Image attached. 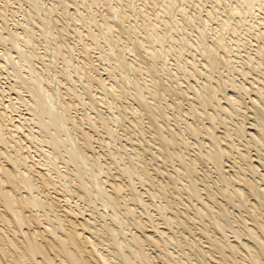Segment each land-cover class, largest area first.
Returning a JSON list of instances; mask_svg holds the SVG:
<instances>
[{"label": "bare ground", "instance_id": "1", "mask_svg": "<svg viewBox=\"0 0 264 264\" xmlns=\"http://www.w3.org/2000/svg\"><path fill=\"white\" fill-rule=\"evenodd\" d=\"M26 1L32 4L31 8H37L34 12L37 19L25 10L21 14L22 19L17 20L9 8L13 0H0V264H264V159L251 154L252 149L256 154H262L264 150V147L261 148L264 146V78L257 76L260 72L264 76V47L257 45L253 58L251 55L242 56L233 48V45L247 46L250 40L244 41L245 37H240L243 41L228 37L230 42H226L222 30L231 23V19L227 20L231 18L227 11L230 9L225 10L229 18H225L224 22L219 21L223 23L222 27L213 33L208 28L210 19L202 18L200 14L186 15L187 7L180 5L182 0L181 3L180 0L176 3L167 0L171 3L167 8L174 12L180 10L184 17H181V22H171L175 23L171 26L160 21L166 26H163L166 30L162 32L158 25L160 14L151 12L153 9L143 10L142 7V10L136 11L133 0H128L129 3L124 5L111 6L110 11L106 12L115 20L112 18L109 21L103 17L102 22L98 21L99 13L94 8L110 0H81L85 15L75 0H56L54 6L49 3L51 8H45L42 0ZM157 1L149 3L151 8ZM242 2L246 9L234 6L232 8L235 9L231 10V15L240 16L238 23L241 26L256 7L264 10V0ZM236 4L240 5V2ZM72 7H75L73 13L70 11ZM58 11L65 19L64 23L60 18L64 23L61 28L56 26L58 23L55 24L53 17V13L57 14ZM212 13L208 11L207 16L213 17ZM10 17L13 19L9 20ZM132 18L136 23L130 22ZM184 21L185 25L196 23V44L189 46L194 50L203 46V59L187 58L181 64L177 58L174 66L178 72L173 76V72L167 68V58L177 51L183 53L188 47L183 43L188 41L185 35L186 41L181 37L183 46L178 41L179 47L178 44L175 47L177 39L172 37L174 35L169 36V33L177 30L176 27L182 26ZM255 22L257 26H252L256 30L252 39L258 42L263 38L264 32L260 28L264 25V18ZM78 23L88 29L85 37L96 45L84 44L78 51L85 59L82 67L75 65V47L66 39L72 34L81 37ZM34 24H42L43 32L39 36L45 41L52 40V48L49 42V47L36 48L38 38ZM92 27L98 28L100 33L95 35ZM115 28L119 31L116 35L119 39L113 41L114 46L111 43L110 55L120 64L122 72L126 70L121 78L134 87L135 92L131 97L138 103L139 109L123 106V100L127 102L126 95L131 91L124 96L123 89H120L122 85L119 87L121 81L118 82L114 75L115 82L107 81L109 85L106 79L93 75L97 70L91 59V51H99L100 47L105 46L98 42L100 38L107 43L109 40L112 42ZM235 29L234 33L238 35L239 30ZM137 30H143L142 38L131 35ZM210 31L213 33L211 45L205 44ZM108 34L111 35L109 38ZM123 34L128 35L124 39L128 37L126 41L132 43L128 50L135 54L137 66L133 64L135 61L129 64L125 60L127 57L123 52L130 45H121L123 39L120 41L119 36ZM83 37L79 40L82 41ZM146 43L150 46H146ZM102 54L96 56L97 59L110 60V55L104 57L106 55ZM48 57L50 60L46 59ZM35 59L41 61V66H36ZM157 59L160 63L155 62ZM59 61L60 67L64 65L60 73L64 79L58 74L55 76L65 83L58 77L53 80L52 73L51 78L45 77L50 70L53 72L51 67L53 64L57 66ZM223 68L228 72L226 80L220 75ZM110 70L105 71L113 77ZM127 71L136 76L131 80ZM236 74L241 76L242 82L237 80ZM76 75L84 81L79 80L84 83L81 85L87 92L85 95V91H77L73 80ZM147 78L150 85L146 82ZM201 78H205V81H200ZM97 82L104 92L101 93L103 97L93 93ZM122 84L124 86L125 81ZM11 91L15 93V98H12ZM109 91L117 92L116 100L118 104L122 103L121 106H114L120 116L114 121L111 119V124L114 122L120 126L129 112L137 116L131 120L135 128L144 126L140 122L142 118H147L151 138L147 139V131L139 129L141 138L139 141L136 139L142 151L136 148L134 152H126L122 143L120 146H124V152L118 146L114 150L110 147V141L114 139L116 143L119 134L115 136L116 131L110 126V116L98 111L100 104L111 109ZM80 107L92 110V113L97 110V113L94 112L97 116L93 118L88 112L80 116L81 113L77 114ZM101 128L108 142L102 137V140L95 138L93 132L98 134ZM190 139H194L193 142ZM95 141L108 146L106 156L110 163L105 161V153L97 151ZM146 152L151 153L148 159L145 158ZM159 159L166 168H173L165 170L172 183L165 181V177L160 176V179L151 171V166H154L159 175L164 173L158 165ZM134 176L148 183L146 191L136 189ZM126 179L129 180L127 186L123 181ZM156 199H162L166 204L158 205L156 201L154 203ZM150 207L156 208V216L150 212ZM182 244L188 252L184 251Z\"/></svg>", "mask_w": 264, "mask_h": 264}, {"label": "rangeland", "instance_id": "2", "mask_svg": "<svg viewBox=\"0 0 264 264\" xmlns=\"http://www.w3.org/2000/svg\"><path fill=\"white\" fill-rule=\"evenodd\" d=\"M12 1V0H11ZM15 1V3H13ZM21 1H22V3H21ZM13 0V2L10 4V10L12 9V12L14 13V16H16V18H17V20H21L22 19V15L21 14H23V12H25V10H28V13L30 12V13H32L31 15H33V16H35V18L37 19L38 18V16H36L35 15V11H36V9L37 8H31L30 6H32V4L30 5L26 0ZM27 3H26V2ZM118 1H119V3H118ZM130 2H131V0H129ZM129 1L128 0H123V1H121V0H110V2H106V3H104V1L102 2V4H100V6H95V11L96 10H98V11H96V13L100 16V13H102V15L99 17L98 15H97V18H98V21H103L104 19H103V17H107V19L110 21V20H115V18H111L110 17V13H108L110 10V7L111 6H116V5H124L125 3H129ZM137 0H133V2H134V4H135V8L137 9H134V10H136V11H140V10H142V8H143V10H149V9H153L151 12H155V13H158L157 15H159L158 16V20H159V22L160 21H162V22H165V24L166 25H168L169 23V25L171 26V24H175V23H171V22H174V21H182L181 19H183V18H181L182 16H183V14L181 15V11L179 10H177V12H174V10H170V8L168 7L167 8V5L169 6V4H170V6H171V3H170V1L171 2H173L174 1V3H176L177 2V0H170V1H167V0H158L157 1V3H155V5L153 6L152 5V8H151V5H149V3H151L152 1L154 2L155 0H143V1H141V0H138L137 2H136ZM187 1V2H186ZM182 0V4H180L182 7H187L186 8V11H185V14L187 15H191V16H193V14L195 15H198V14H200V16L202 17V18H204V19H210L209 20V26H208V28H209V30H211L212 29V31H213V33H214V31L216 32L217 30H218V28L220 29L221 27H222V24L223 23H221V22H224L227 18H229V17H231V18H229V19H227V20H230L229 21V23L230 24H228V26H227V28H225L224 30H222L223 32H222V34H223V37L225 38V39H227V41L226 42H230L229 40V38H231V40L233 39L234 41L236 40H238V41H248L249 42V40H250V42H249V44L247 45V46H245V47H236V45H233V48L235 49V51H236V53H237V50H238V52L243 56V55H251L253 58L256 56V50H257V45H260V46H263L264 47V45H263V43H264V34H263V40L262 39H260L258 42H256V40L255 39H252L253 38V33L256 31H254V27H252L253 25H256L257 23L255 22L256 20H257V22H260V20L261 19H263L264 18V10H259V9H257L258 7H256L255 8V10L253 11V13H252V17L250 16L249 17V15L246 17L247 18V20L244 22V25H239V23H238V21L240 20V16L239 15H231V10L232 9H235V8H240V7H242V10H244V9H246V5L245 4H243V2L241 3V1L240 0H231V1H227V0H225L226 2H224V0H222L223 2L221 3V0H218V1H216V0H200V1H196V0ZM18 2H20V3H18ZM55 2H56V0H52V2H51V0H42V3H43V5L45 6V8L47 7V8H51V5H53V4H55ZM75 2L78 4V7H79V9H80V11H81V13L83 14V15H85V9H84V6H82V4H81V0H78V1H76L75 0ZM123 2V3H122ZM146 3V5H145V3ZM164 3L163 5H162V3ZM190 2H191V4L192 5H190ZM197 2V3H196ZM200 4H199V3ZM204 2V3H203ZM218 2V3H217ZM238 2H240V5L238 4H236V3H238ZM17 3V4H16ZM25 3V4H24ZM42 3H40L41 5H42ZM46 3V4H45ZM49 3H51V5H49ZM111 3V4H110ZM117 3V4H116ZM122 3V4H121ZM136 3H137V5H136ZM140 3V4H139ZM160 3V4H159ZM179 3H181V0L179 1ZM187 3H189V4H187ZM203 3V4H202ZM224 3H225V6H224ZM20 5V6H16V5ZM40 4H37V6H40V8L41 9H43L44 8V6H41ZM106 4V5H105ZM107 4H108V6H107ZM158 4V5H157ZM198 4V5H197ZM219 4V5H218ZM228 6H227V5ZM231 5V7H230V5ZM24 5V6H23ZM81 5V6H80ZM102 5V6H101ZM143 5H145V7L143 6ZM162 5V6H161ZM196 6V8L194 7V6ZM200 5H203V6H200ZM236 5H237V7H236ZM29 6V7H28ZM35 6V5H34ZM54 6V5H53ZM52 6V7H53ZM158 6H160V7H158ZM164 6H166V7H164ZM179 6V5H178ZM189 6H193V8L191 7V8H189ZM214 6V7H213ZM224 6V7H223ZM235 6V8H232V7H234ZM240 6V7H239ZM15 7V8H14ZM43 7V8H42ZM80 7H82V8H80ZM103 7V8H102ZM139 7V8H138ZM142 7V8H141ZM147 7H148V9H147ZM199 7H202V8H199ZM229 7V8H228ZM245 7V8H244ZM19 9V11H18V9ZM31 8V10H32V12H31V10L29 11V9ZM39 8V9H40ZM74 8L75 7H72V10H70L72 13L74 12ZM97 8V9H96ZM106 8V9H105ZM154 8H156L155 10H154ZM189 8V9H188ZM198 8H199V10H198ZM83 9V10H82ZM101 9V10H100ZM164 10V11H161V10ZM167 9V10H166ZM195 9V10H194ZM211 9V10H210ZM214 11H213V10ZM227 9H230V10H227ZM241 9V8H240ZM34 10V11H33ZM189 10V11H188ZM200 10H202V12H200ZM208 11H212L213 13V15L211 14V16H213V17H208L207 16V12ZM217 12H216V11ZM224 10V11H223ZM225 10H227L228 12H230V16H229V14H226V13H228L227 11L225 12ZM259 10V11H258ZM106 11H108V12H106ZM159 11V12H158ZM191 11V12H190ZM195 11V12H194ZM196 11H197V13H196ZM198 11H199V13H198ZM222 12L223 13V15H221V13L220 12ZM18 12V13H17ZM167 12V13H166ZM169 12V13H168ZM171 12V13H170ZM172 12L175 14H173V16H174V19H173V16H172ZM188 12V13H187ZM258 12V13H257ZM259 12H261V13H259ZM10 14H11V11L9 12ZM8 13V14H9ZM12 13V14H13ZM34 13V14H33ZM55 13H56V11H55ZM61 12H57V14H54L53 13V17L55 16V19H54V22H55V24L56 23H58V24H60V25H56L58 28H61V26H63L64 25V23H65V19H63V17H62V14H60ZM17 14L19 15V16H17ZM103 14L105 15V16H103ZM165 14L167 15V16H165ZM168 14H169V16H168ZM224 14H226V15H224ZM255 14V15H254ZM56 15H58V16H56ZM107 15V16H106ZM195 15V16H196ZM204 15V16H203ZM217 15H219V18L217 17ZM227 15L229 16V17H227ZM258 15H260V16H258ZM21 16V17H20ZM161 16V17H160ZM171 16V17H170ZM216 16V17H215ZM221 16H222V18H221ZM234 16V17H233ZM69 17V16H68ZM68 17L66 18V20H68ZM102 17V18H101ZM165 17H167V18H165ZM169 17V18H168ZM184 17V16H183ZM233 17V18H232ZM258 17V19H256ZM60 18H62V20H64V23H63V21L60 19ZM170 18H172L171 19V21L169 20ZM211 18H212V21H211ZM214 18H216V19H214ZM226 18V19H225ZM13 19V17H10L9 18V20H12ZM59 19V22L57 21V20ZM162 19V20H161ZM207 19V20H208ZM249 19V20H248ZM260 19V20H259ZM57 22H56V21ZM133 20V21H132ZM132 20H130V22H135L136 23V20L135 19H133L132 18ZM135 20V21H134ZM214 20V21H213ZM222 20V21H221ZM224 20V21H223ZM168 21H170V22H168ZM219 21H221V22H219ZM237 21V22H236ZM112 22V21H111ZM162 22H160V23H158V25L161 27V31L163 32L164 30H166V28H164V27H166L165 26V24H163ZM167 22V23H166ZM0 23H1V18H0ZM11 23V21L9 22V24ZM186 23H188V22H186ZM238 23V24H237ZM79 25L77 26V28H79V30H81V37L82 36H84L83 38V40L81 41V40H79V39H81V37H80V35L78 34V36L76 35V34H72L70 37H68V36H66L67 38V41L70 43V45H72V47L74 48L75 47V51H74V53H73V56H75L76 58H75V65L76 64H79L81 67H82V65H81V63H83L84 62V57L82 56V55H80L79 53H78V51L80 50L81 51V49L83 48V46H84V44H88V45H93V47H94V43H93V41L92 40H90V39H87V37H85V35L87 34V30L88 29H86V27L84 28H82V25H80V23H78ZM138 24H140L141 25V23H140V21L138 22ZM163 24V25H162ZM183 25L181 26V24L179 25V27L177 26L176 28H178L177 30L176 29H174V30H171V33H169V36L171 35H174V36H172V37H174V39L176 40L177 39V42H175V47H177V44H178V47H179V43L181 44V46H183V45H188V47L186 46L185 47V50L183 51V53H180V52H174L170 57H168L167 58V62H165V63H167V68L169 69V72H173V76L176 74V72H178V70H177V67H175L174 66V64H176L177 63V58H178V62L179 63H185L186 61L185 60H187V58L189 59V60H191V58H198V59H203L202 58V56H201V53H202V48H203V46H201V47H198V49L197 50H194V48H192V46L190 47L189 46V44H196V35H197V29H196V27H194V26H196V23H194V25H193V23L192 22H189L188 24H186L185 25V21L182 23ZM246 24H247V26H246ZM249 24V25H248ZM41 26H39V25H33V28H37V36H36V38H38V39H36L37 40V47L36 48H46V47H49V44H50V47L52 48V44L50 43V42H53L52 40L51 41H45V38L44 39H42V38H40V36H39V34H40V32H43V30L41 31V29H42V24H40ZM139 25V26H140ZM236 25V27H233V26H235ZM239 26V28H238V26ZM36 26H38V27H36ZM164 26V27H163ZM176 26V25H175ZM181 26V27H180ZM184 26V27H183ZM193 28L192 30V32H191V28ZM257 26V25H256ZM27 27V26H26ZM211 27V28H210ZM212 27H214V28H212ZM241 27V28H240ZM250 27V28H249ZM263 27H264V25L262 26L261 25V28L260 29H262L263 30V32H264V29H263ZM40 30H39V29ZM168 28V27H167ZM184 30H183V29ZM232 30H231V29ZM236 28V29H235ZM245 28H247L246 30H245ZM250 29V31H249V29ZM83 29V30H82ZM85 29H86V32H85ZM182 29V30H181ZM217 29V30H216ZM234 29L235 30H239L238 32H239V34L237 35V34H235L234 33ZM252 29V30H251ZM91 30H93L92 32L96 35V34H99L100 32L99 31H97L98 30V28H95V27H92V29ZM196 30V31H195ZM261 30V31H262ZM39 31V32H38ZM160 31V30H159ZM172 31H176V32H172ZM182 31V32H181ZM212 31H210L209 32V35H208V38L206 39V41H205V44H210L211 45V43H213L212 41H211V37L213 36V33H212ZM227 31V32H226ZM233 31V32H232ZM246 31V32H245ZM249 31V32H248ZM253 31V32H252ZM119 33V31H117L116 30V28L114 29V34H113V36H115V37H113V40H112V42H111V40H109L108 41V43H107V41H105L103 38H100L99 39V43H100V45L101 46H103V45H105V46H103V47H95V48H99L98 50L99 51H97V50H94V51H91V52H93V53H91V59L94 61V65H95V70H97V71H95V72H97V74H95V72H93V75L94 76H96L97 78H99L98 76H100L103 80H105L106 79V84L107 85H109V83H111V82H115L114 80H113V78H114V76L117 78V80H118V82H120L119 83V87L121 86V88L120 89H123V91H124V96L126 95V94H128V92L129 91H131L128 95L130 96H128V95H126L127 97H125V98H127L126 100H127V102H124L125 101V99L123 100V106H125V107H131V109H139V105H138V103H136V101H134V99L131 97L132 95H133V93L135 92V90H133L134 89V87L132 86H130V84L128 83V80H126V79H124V78H121V76L123 75H125L126 74V70L125 71H123L122 72V68L120 67V64H118V62H115L116 60L114 59L115 57H112V55H110V54H112L111 53V51L109 50V47L111 48L112 46H111V43H112V45L114 46L115 45V43H113V41H116L117 39H119L118 38V36H116V35H118V33ZM179 32H181V33H179ZM195 32V33H194ZM248 32V33H247ZM193 33V34H192ZM248 35H247V34ZM249 33H251V34H249ZM177 34H178V36H177ZM188 34H191V35H188ZM109 36H107L108 38L112 35V33H111V35L110 34H108ZM125 34H123L122 36L120 35L119 37L121 38L120 39V41L123 39V42L121 41H119L120 43H121V45H123V47H126V45L127 46H129V48H127L126 50L127 51H129L128 49H131V45H132V43L130 44V42H128V41H126V40H128L127 38H125L124 39V37H126V36H128V35H125ZM133 37H139V35H140V38H142L143 37V35H144V32H143V30H141V31H139V30H137L136 31V33L135 34H131ZM138 35V36H137ZM176 35V36H175ZM179 35H181V36H179ZM187 37H186V36ZM225 35V36H224ZM236 35V36H235ZM251 35H252V37H251ZM39 36V37H38ZM187 38V41L188 42H190V43H188V42H184V41H186V38ZM77 37V38H76ZM181 37H182V39L184 38V41L181 39ZM192 39H191V38ZM229 37V38H228ZM240 37H245V38H243V40H242V38H240ZM179 38H180V40H179ZM236 38H238V39H236ZM71 39V40H70ZM75 39H76V41H75ZM42 40V41H41ZM100 40H101V42H100ZM102 40H104V42L102 41ZM125 40V41H124ZM41 41V42H40ZM78 41V42H77ZM83 41H84V43H83ZM178 41H180L179 43H178ZM260 41H262V42H260ZM42 43V44H40V43ZM47 42H49V44L47 43ZM92 42V43H91ZM104 44H103V43ZM110 42V43H109ZM171 42V41H170ZM184 42V43H183ZM209 42V43H208ZM252 42L254 43L253 45H255L256 43V45L255 46H250L251 44H252ZM47 43V44H46ZM83 43V44H82ZM120 43H118V45L120 44ZM171 43H173V42H171ZM182 43H183V45H182ZM186 43V44H185ZM188 43V44H187ZM262 43V44H261ZM79 44V45H78ZM97 44V43H96ZM47 45V46H46ZM52 45V46H51ZM83 45V46H82ZM121 45H119V47H122ZM125 45V46H124ZM82 46V47H81ZM96 46V45H95ZM134 46V45H133ZM146 46H150L149 45V43H146ZM154 46V45H153ZM158 46H156V48H157ZM191 48V50H189L190 48ZM247 47H248V49H247ZM250 47V48H249ZM187 48V49H186ZM189 48V49H188ZM253 48H254V50H253ZM256 48V49H255ZM159 49V47L157 48V50ZM200 49V51H198ZM39 50V49H38ZM103 50H105L107 53L105 54V53H103V52H105V51H103ZM135 50V49H134ZM137 50V49H136ZM178 50V49H177ZM248 50V51H247ZM40 52H41V50H39ZM96 51V52H95ZM103 51V52H102ZM109 51V52H108ZM127 51H125V52H123L124 53V57H127V58H125V60L130 64V63H132L133 61H135L136 60V58H135V54L133 53L132 54V52H127ZM189 51V52H188ZM43 52V51H42ZM97 52L101 55L102 53V55L104 56V55H106V56H104V57H107V56H109V61H107L106 62V60H103L102 58H100V59H102V60H100V59H97V57L99 56V54H97ZM101 52V53H100ZM160 52V51H159ZM158 52V53H159ZM198 52V53H197ZM78 53V54H77ZM176 53V54H175ZM187 53H189L188 55H187ZM197 53V54H196ZM128 54H129V57H128ZM178 54H179V56H178ZM181 54V55H180ZM192 54V55H191ZM195 54V55H194ZM200 54V55H199ZM80 55V56H79ZM160 55H161V53H160ZM194 55V57H191V56H193ZM255 55V56H254ZM97 56V57H96ZM114 56V55H113ZM178 56V57H177ZM182 56V58H181V60H180V57ZM190 56V57H189ZM78 57V58H77ZM162 57V56H161ZM174 57V58H173ZM183 57H184V59H183ZM186 57V58H185ZM82 60H81V59ZM129 58V59H128ZM46 59H48V60H50V58L48 57V58H46ZM131 59V60H130ZM172 59H174V60H172ZM48 60L46 61V63H48ZM80 60H81V62H80ZM111 60H113V61H111ZM172 60V61H171ZM183 60V61H182ZM60 61H62V60H60ZM59 61V63H58V65L57 66H55L54 64H53V66L51 67V69L53 68V72H52V70H50L51 72H49L50 74L49 75H47L48 73H46L45 74V77H48V78H53V80H55V78H57L59 75H60V73H61V70H64V69H62V66H64L63 64H62V66L60 67V65H61V62ZM79 61V62H78ZM105 61V62H104ZM148 61H150L149 59H148ZM153 61V60H152ZM159 61V62H158ZM180 61H182V62H180ZM35 62H36V66L37 67H39V66H41V61H38L37 62V60L35 59ZM34 62V63H35ZM77 62V63H76ZM111 62V63H110ZM115 62V63H114ZM156 63L158 62V63H160V60H156L155 61ZM170 62V63H169ZM176 62V63H175ZM63 63V62H62ZM114 63V64H113ZM116 63H117V65H116ZM138 63V62H137ZM39 64V65H38ZM97 64V65H96ZM108 64H110V66L108 65ZM134 64V66H137L136 65V61H135V63H133ZM79 65H76V66H79ZM103 65V66H102ZM118 65H119V67L121 68V69H119L118 68ZM172 65V66H171ZM106 66V67H105ZM55 67H56V70H55ZM59 67V68H58ZM116 67H117V69H116ZM173 67H175V68H173ZM58 68V69H57ZM64 68V67H63ZM100 68V69H99ZM102 68H104V70L102 69ZM110 68H111V70H110ZM115 68V69H114ZM110 70V73L112 74V76L113 77H110V75H108L109 73H108V71H105V70ZM174 71H173V70ZM113 70V71H112ZM118 70V71H117ZM223 70V71H222ZM58 71V72H57ZM94 71V70H93ZM114 71H117V72H114ZM100 72H102V74L100 73ZM121 72V73H120ZM125 72V73H124ZM263 72H264V68H263ZM51 73H52V76H51ZM56 73V74H55ZM104 73H108L107 75L106 74H104ZM118 73L120 74V78H119V75H118ZM127 73H128V71H127ZM130 73H132V72H130ZM179 73H182L181 71H179ZM223 73H225V74H223ZM227 71L223 68V69H221V71H220V75L223 77V79L227 76ZM58 74V76H55V75H57ZM98 74H100V75H98ZM129 74V73H128ZM133 74V75H132ZM132 74H129L130 75V77L129 78H131V80H132V78H134V76H136L134 73H132ZM105 75V76H104ZM217 75V74H216ZM260 75V77H262V78H264V76H262L263 74H262V72H260V73H257V76H259ZM51 76V77H50ZM55 76V77H54ZM122 76V77H123ZM218 76V75H217ZM60 77H61V75H60ZM60 77H58V79L59 80H61L63 83H65V81L64 80H62V79H64V78H60ZM126 77H128V76H126ZM236 77H238V81H241V79H240V77L241 76H238L237 74H236ZM128 78V79H129ZM175 78H177V77H174V79ZM182 78H183V76H182ZM227 78V77H226ZM226 78H225V80H226ZM121 79H123L124 81H125V84H124V86H123V84L122 83H124V81L123 80H121ZM146 79V78H145ZM12 80V79H11ZM52 80V79H51ZM74 83H75V85H77V91H79V93L80 92H82V91H85L83 94L85 95V93H87L86 92V90L84 89L83 90V85H81V84H84V83H80V82H84L83 80H81V79H79L78 77H77V75L74 77ZM79 80H80V82H79ZM112 80V81H111ZM150 79L149 78H147V80H146V82H147V84L148 85H150V81H149ZM205 81V78H201V80L200 81ZM76 81H78L79 82V84L81 85V88L79 87V85H78V82L76 83ZM109 83H108V82ZM182 81V80H181ZM7 82H9V81H7ZM11 82V81H10ZM9 82V83H10ZM67 82V81H66ZM193 83H195L196 84V82L193 80L192 81ZM242 82V81H241ZM60 82L58 81V84H59ZM117 83V82H116ZM55 84V83H54ZM54 84H52V85H54ZM66 84H68V82L66 83ZM118 84V83H117ZM62 85V84H61ZM249 85V84H248ZM247 85V86H248ZM8 86V85H7ZM63 87H65V85H62ZM129 88H128V87ZM123 87H125V88H123ZM131 87V88H130ZM94 89L95 90H93V93L95 94H99L98 96H104V95H101V93H104V92H102L101 91V89H100V87H99V84H98V82H97V84H95V87H94ZM126 89V90H125ZM130 89V90H129ZM99 90V91H98ZM98 91V92H97ZM89 93V92H88ZM114 93V94H113ZM13 94V95H12ZM119 94H120V92H119ZM11 96H12V98H15L16 97V95H15V93H13V91H11ZM109 96H111L112 97V101L114 102V105H112V101H110V98H108V101H110V103H111V109L109 108V107H107L106 105H104L103 107H104V109H103V107L101 106L102 104H100V105H98L99 106V108H98V111H99V113L101 112H105V113H102V114H104V116H106L107 115V117L108 116H110V117H108L109 119H110V124H111V121L113 120L114 121V119H116V118H118L119 116H120V113H118L117 111H115V107L117 106V105H122V103L121 102H119V104H118V100H116L117 99V92H114V91H111V93H110V91H109V95H108V97ZM114 96V97H113ZM87 97V96H86ZM116 97V98H115ZM114 98V99H113ZM174 100H175V98H173ZM114 100H116V102L114 101ZM107 101V102H108ZM172 101V99L169 101V102H171ZM109 103V102H108ZM121 103V104H120ZM125 104V105H124ZM128 104V105H127ZM129 104H130V106H129ZM132 104V105H131ZM134 105V106H133ZM115 106V107H114ZM133 106V107H132ZM106 107V108H105ZM107 109V110H106ZM112 109H113V112H112ZM81 110V111H80ZM84 110V111H83ZM102 110V111H101ZM92 111V110H91ZM89 109H83V108H79V111L77 112V114L78 113H81V114H79L80 116H84V114L86 115V113L85 112H88L89 114L88 115H92V117L93 116H97V114H95V113H97L95 110H93V113L91 112ZM108 111H110V112H108ZM95 112V113H94ZM131 112H129V114L127 113L126 115H127V118L125 117V120H124V118H123V121H122V124H120V126H118L119 124H117V123H115L114 124V122L110 125L112 128H113V130H114V134H115V136H118V134H119V136H118V138L115 140L116 141V143L113 141V140H111L110 141V143L112 144L110 147L112 148V150H114V148H117L116 146H118V148L120 147L121 148V150L124 152V150L123 149H127L126 150V152L128 151V152H130L131 150H133V152H134V150L136 149V148H139V151H142L141 149V145L139 144V140H140V138L141 137H139L140 135H139V132H138V130L139 129H141V130H145L144 132H146L145 133V137L147 138V139H150L151 138V132H150V129H149V122H148V120H147V118H142L141 120V122H140V124L142 125H144V126H141V128H139V127H136L135 128V125L133 124L132 125V122H131V120H133V119H135L137 116H135L134 114H130ZM95 114V115H94ZM106 114V115H105ZM112 114V115H111ZM119 114V115H118ZM114 116H116V117H114ZM135 116V117H134ZM95 117H93V118H95ZM130 118V119H129ZM112 119V120H111ZM145 119V120H144ZM144 121V122H143ZM237 121V120H236ZM124 122V123H123ZM252 121L250 120V123H251ZM83 123H86V121H83ZM126 123V124H125ZM232 122H230L229 124H231ZM100 124V123H99ZM113 124H114V126H113ZM130 125V126H129ZM148 125V126H147ZM131 126L133 127V130H132V128H131ZM86 127H88V126H86ZM125 129H129L128 131L129 132H127V130H125ZM143 128V129H142ZM145 128V129H144ZM124 129V130H123ZM135 129H136V131H135ZM148 129H149V131H148ZM131 130V131H130ZM105 131L101 128V131L100 132H98V134H97V132L95 133V131L93 132V134H96L95 135V138L96 139H98V137H99V139H101V137H102V139L104 140V141H106V142H108V138H106L107 136L105 135V137H103L104 136V134H106V133H104ZM125 132V133H124ZM135 132V133H134ZM148 132H150V134L148 133ZM137 133V134H136ZM100 134V135H99ZM130 134V135H129ZM134 134H136V135H134ZM149 134V135H148ZM98 135V136H97ZM125 135H126V138H125ZM132 136V137H131ZM121 137V138H120ZM129 137H131V138H129ZM150 137V138H149ZM125 140H124V139ZM101 139V140H102ZM130 139V140H129ZM136 139H138V141L136 140ZM193 140L194 139H190L189 141L190 142H193ZM113 141V142H112ZM124 141V142H123ZM127 141H128V143H127ZM132 141V142H131ZM154 141V140H153ZM96 143H94V146H102L101 148H102V150H101V148L99 149L98 147H97V151H100L101 153H105V157H104V159H105V161L106 160H108V156H106V154H107V151H108V146L106 147V144L104 145H102L101 143H99L100 141H95ZM135 143V144H132V143ZM99 145H98V144ZM115 145H114V144ZM120 143H122V145H124L125 146V148H123L124 146H120L121 144ZM137 143V144H136ZM97 144V145H96ZM101 144V145H100ZM139 144V145H138ZM262 144V143H261ZM115 147H114V146ZM127 145V146H126ZM132 145H134V146H132ZM136 145V146H135ZM263 145H264V143H263ZM139 146V147H138ZM262 146V145H261ZM104 147V148H103ZM109 147V148H110ZM132 147V148H131ZM264 146H262L261 148H263ZM123 148V149H122ZM134 148V149H133ZM107 149V150H106ZM264 149V148H263ZM262 149V150H263ZM153 150V152L154 151H156L155 149H152ZM132 152V151H131ZM252 153V155H257V156H259V158H263L264 159V150L262 151V154H256V151H254L253 149H252V151H251ZM255 152V153H254ZM148 154H151L150 152H146V154L145 155H147V156H145V158L146 159H148V157L150 158L151 157V155H148ZM108 155V154H107ZM261 158V159H262ZM108 163H110V159L107 161ZM162 162V163H161ZM156 164H158V163H156ZM162 164V165H161ZM177 164V163H176ZM159 167H160V169H161V171H164V173L162 174V173H160V175H159V173L158 172H156L155 170H154V166H151L152 168H151V171L152 172H154L155 174H156V176H158L160 179H162L161 177H165V181H169L170 183H172V180H169V178H168V176L166 175V173H167V171H165V170H168V171H170V170H173V168H171V167H167L166 168V166L164 167L163 166V161H162V159H159ZM164 167V168H163ZM150 168V167H149ZM166 168V169H165ZM210 168V169H209ZM207 168H205V170H206ZM208 169L211 171V166H209L208 167ZM263 169H264V167H263ZM139 170H141V169H138V171ZM153 173V174H154ZM263 173V172H262ZM163 175V176H162ZM166 175V176H165ZM161 176V177H160ZM135 177V179H134V181H135V186H136V189H138L139 191H146V189H148V183H146V182H141V179L140 180H138L139 178H137V176H134ZM124 181V183H125V185L127 186L128 184H129V180H123ZM138 181H140V182H138ZM127 183V184H126ZM140 183L144 186L143 188H142V185H140ZM145 183L147 184V185H145ZM147 186V187H146ZM138 187V188H137ZM141 189V190H140ZM147 199V198H146ZM159 200H162V199H156V200H154V203H155V201H156V203L159 205V203L161 204V205H163L164 203L166 204V202H164L163 200V202H161V201H159ZM152 202V201H151ZM164 204V205H165ZM154 207H150V212L154 215V213H155V216L157 215V210H156V208H155V210L153 209ZM154 210V211H153ZM157 212V213H156ZM175 230V229H174ZM176 231V230H175ZM178 235H179V233H178ZM181 238V237H180ZM188 240V239H187ZM232 240V239H231ZM184 241H186V239L184 240ZM186 243V242H185ZM184 244H182V246H183ZM205 245H207V244H205ZM185 248V249H184ZM187 247L186 246H183V249H184V251H186L187 249H186ZM175 250V249H174ZM176 251V250H175ZM186 252H188V251H186ZM241 257H239V259H240Z\"/></svg>", "mask_w": 264, "mask_h": 264}]
</instances>
